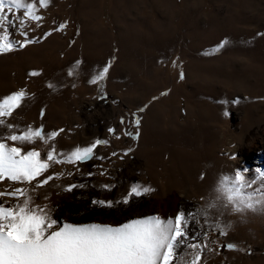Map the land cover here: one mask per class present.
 <instances>
[{"label": "rangeland", "instance_id": "1", "mask_svg": "<svg viewBox=\"0 0 264 264\" xmlns=\"http://www.w3.org/2000/svg\"><path fill=\"white\" fill-rule=\"evenodd\" d=\"M30 2L42 20L38 28L26 21L29 37L51 35L0 54V99L26 92L21 105L2 119L16 134L41 126L45 135L57 132L49 142L57 152L106 141L84 163H50L44 176L54 179L30 193L35 204L46 206L60 222L112 225L191 210L189 234L195 229L199 239L194 242L203 245L196 250L197 264H264V204L253 213L236 201L234 209L214 186L224 175L234 179L235 171L248 181L256 179L257 170L264 173V35H258L264 34V0H49L44 9L39 0ZM61 23L64 29L55 31ZM5 26L9 39H23L18 21ZM221 41H227L225 47L213 52ZM77 60V75L70 77L68 69ZM109 60L104 80L88 83ZM30 71L39 75L29 77ZM141 107L145 110L138 112ZM132 113L140 118L138 128ZM125 131L138 132L137 139ZM8 132L0 126V136ZM211 133L215 144L208 153ZM6 143L24 151L46 147L38 140ZM242 150L250 160L241 157ZM70 184L86 186L65 191ZM136 184L152 191L123 204ZM259 186L257 180L242 191ZM16 187L31 186L0 181L5 193L0 205L18 202L8 195ZM93 199L120 203L109 209L92 206ZM197 208L206 216L195 215ZM178 251L190 261L191 249Z\"/></svg>", "mask_w": 264, "mask_h": 264}, {"label": "snow or ice", "instance_id": "2", "mask_svg": "<svg viewBox=\"0 0 264 264\" xmlns=\"http://www.w3.org/2000/svg\"><path fill=\"white\" fill-rule=\"evenodd\" d=\"M48 3L49 0H39L38 7L44 9ZM20 12L23 18L18 15ZM41 20L42 17L37 14L36 3L30 0H0V54L9 53L17 48L23 49L26 45L37 43L40 39L51 35L50 32H45L39 39L29 37L30 29L25 30L26 21L37 22L36 27L38 28ZM17 21L20 25L18 32L23 39L13 41L9 39V30L5 25L15 26ZM64 27L65 24L61 23L54 30L60 31ZM226 43L227 41H221L212 51H220ZM80 64L81 61L77 60L68 69V76H76L75 70ZM111 64L112 60H109L102 68L94 72L88 83L98 85V82H102ZM27 75L33 77L39 73L30 71ZM180 79H183V73L180 74ZM47 86L50 89L54 88L51 83ZM25 97L26 92L20 89L0 99V126L9 129L8 134L0 136V181L7 180L21 186H31L16 187L8 193L9 196L17 198L18 202L15 205L10 207L0 205V264H197L201 255L196 250L202 248L203 245L194 242L199 239V233L195 229H192L194 234H189L190 221L194 218L191 210L187 213L177 212L174 218L170 216L167 219H161L155 215H145L112 225L60 222L49 214L46 206L36 205L30 193L54 179L52 175L44 176L50 163L73 165L84 163L93 159V150L97 145L105 144L106 141L97 139L86 147L57 152L55 145L49 143L56 137L57 132L55 131L45 135L41 126L35 129L29 127L16 134L13 131L14 126L5 124V119L2 118L10 116L13 110L21 105ZM97 98L104 99L103 95H98ZM144 110V107L137 109L138 112ZM40 115L41 117L44 115L43 109ZM123 122L121 118L120 123L123 124ZM131 123L139 127L140 118L136 113H132ZM107 131L113 133L114 129L110 127ZM125 135L136 140L138 132L133 135L125 131ZM37 140L46 147L41 150L24 151L20 146H10L6 143V141H12L16 144H33ZM131 150L129 148L124 155H128ZM42 152L46 153V158L42 156ZM112 155L115 156L116 153L113 152ZM95 159L100 160L103 157L96 156ZM257 174L256 179L252 181L246 180L244 175L238 171H235L234 179L224 175L217 191L226 194L234 209L238 208L236 201L244 204L245 201L252 200L253 196H260L264 199V173L257 170ZM257 180L260 181L259 187L247 192L242 191L252 189ZM85 186L70 184L65 191L71 192L75 188ZM102 187L109 188L108 185ZM150 191H152L150 187L142 188L138 184L133 185L128 194L123 197L122 202L127 205L130 197H140ZM4 194L0 192V196ZM116 203L120 201L106 202L95 199L91 201L92 206L100 205L109 209L113 208ZM195 215L204 214L197 208ZM219 234L224 235L223 228ZM226 247L233 249L234 245L228 243ZM181 248L192 250L190 261L184 259V255L178 251Z\"/></svg>", "mask_w": 264, "mask_h": 264}, {"label": "bare ground", "instance_id": "3", "mask_svg": "<svg viewBox=\"0 0 264 264\" xmlns=\"http://www.w3.org/2000/svg\"><path fill=\"white\" fill-rule=\"evenodd\" d=\"M209 134V133H208ZM189 135V134H188ZM191 137V136H190ZM209 144H210V146H206V147H209V149H207V151H208V153H209V151L211 152V147L215 144V142H214V136H213V133H211V136L209 137ZM205 143V142H204ZM263 147H264V142H261L260 143ZM207 145V144H206ZM255 145V144H254ZM253 145V146H254ZM205 146V145H204ZM206 149V148H205ZM204 149V150H205ZM188 151V150H187ZM204 152V151H203ZM212 153V152H211ZM197 155V154H196ZM207 155H209V154H207V152H206V155H205V157H208ZM213 155H214V153H213ZM204 157V158H205ZM209 157H211V155H209ZM241 157H243V159H246V160H250V155H249V152H248V150H246V151H244V150H242L241 151ZM207 159V158H206ZM203 160V159H202ZM213 160V159H212ZM239 160V159H238ZM199 161V160H198ZM205 161V160H204ZM207 161V160H206ZM213 163V162H212ZM154 165V164H153ZM215 165V164H214ZM213 165V166H214ZM202 168H203V166H201ZM213 169H214V167H213ZM213 169H211V170H213ZM216 170V169H215ZM192 172V171H191ZM211 172V171H210ZM216 172V171H215ZM212 173V172H211ZM186 174H188V172L186 173ZM191 174V173H190ZM200 175V174H199ZM207 175V174H206ZM203 176V175H202ZM208 176V175H207ZM213 178V177H212ZM208 179V178H207ZM206 179V180H207ZM205 180V181H206ZM210 180V179H209ZM191 181V180H190ZM207 182V181H206ZM213 182V181H212ZM198 184V183H197ZM200 186V185H199ZM215 186V185H214ZM197 187L198 186H196V189H197ZM201 187V186H200ZM200 187H198V188H200ZM199 191H201V190H199ZM204 191V190H203ZM205 192H207V190H205ZM207 195V194H206ZM207 200V199H206ZM206 204V203H205ZM208 204H209V202H208ZM215 205V204H214ZM213 209V208H212ZM215 210V209H214ZM211 211V210H210ZM212 212V211H211ZM218 217H219V215H218ZM220 218V217H219Z\"/></svg>", "mask_w": 264, "mask_h": 264}, {"label": "clouds", "instance_id": "4", "mask_svg": "<svg viewBox=\"0 0 264 264\" xmlns=\"http://www.w3.org/2000/svg\"><path fill=\"white\" fill-rule=\"evenodd\" d=\"M230 175L234 177V176H235V173L230 174ZM221 179H222V177H220V178L217 180L216 185H215L216 187L219 186ZM259 204H264V200H261L260 202H257L256 200L252 199V200H250V201H245V202H244V206H245L246 210H247L248 212H253V213L256 212V210H257ZM246 205H250V206H246ZM261 211L264 212V209H261Z\"/></svg>", "mask_w": 264, "mask_h": 264}]
</instances>
